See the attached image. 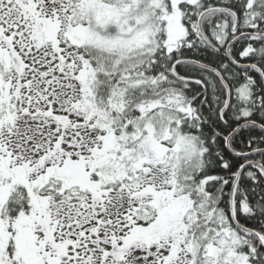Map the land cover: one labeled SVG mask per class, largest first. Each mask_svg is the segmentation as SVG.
Wrapping results in <instances>:
<instances>
[{
  "label": "snow or ice",
  "instance_id": "snow-or-ice-1",
  "mask_svg": "<svg viewBox=\"0 0 264 264\" xmlns=\"http://www.w3.org/2000/svg\"><path fill=\"white\" fill-rule=\"evenodd\" d=\"M0 264H264V0H0Z\"/></svg>",
  "mask_w": 264,
  "mask_h": 264
}]
</instances>
